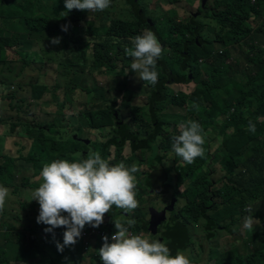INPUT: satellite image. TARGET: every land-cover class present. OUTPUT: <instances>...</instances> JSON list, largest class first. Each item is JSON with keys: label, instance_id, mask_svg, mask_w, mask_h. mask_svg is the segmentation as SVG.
Masks as SVG:
<instances>
[{"label": "rangeland", "instance_id": "obj_1", "mask_svg": "<svg viewBox=\"0 0 264 264\" xmlns=\"http://www.w3.org/2000/svg\"><path fill=\"white\" fill-rule=\"evenodd\" d=\"M11 2L12 0H7ZM238 0H139V8H143L148 17L151 28L159 29L163 33L173 32V40L178 39L177 32L186 27L191 22L201 23L204 26L202 35L205 39L213 41L207 45L213 49L208 57L209 62L217 65L220 68V73L217 75V80L211 76L195 72V82L188 84H177L171 82L164 89L166 91L165 100L151 106L149 101L154 87L147 82L139 80L136 73L130 69L133 58L129 57L125 49L129 47L133 37L122 36L120 43L112 49L111 55L113 58L111 68L98 67L100 62L95 59L97 45L101 43L95 35L87 34L84 21L74 22V37L70 45L64 47L60 41L59 44H52L51 38L47 40H36L35 38L21 41L19 46L8 49L7 57L10 63L0 64V80H4L10 84V88L2 87L8 91H15L18 95H28L31 80L38 73L37 70L44 69L49 65L48 78L43 76L38 77L39 84H46L52 93L47 92L44 98L49 96L46 101H50L47 106L43 105V99L31 106L33 112L42 114L44 111L51 113L55 119L52 123L54 134L56 135V145L52 140L46 144L49 145L48 158L43 160L52 162L55 159L72 160L74 154L82 153L87 155L89 150L98 151L102 158L107 159L111 165L123 162L126 166L135 164L139 171L135 174L137 180V200L138 207L130 212H125L123 209L113 206L109 213L104 216V222L115 230L113 219H119L125 222L128 218H134L136 223L132 227H141V217L151 220V206H157V209L162 210L167 207V218L159 227V233L153 235L149 239H159L167 242L171 254L174 256L176 252L172 247L173 240L166 238L165 232L167 226L173 221L179 220V213L185 198L186 193L190 195L192 205L198 211L199 198L196 186L200 181L196 175L189 182L182 185L180 191L184 195L183 198L176 196L174 192L170 197L169 206H163L161 199H157L158 192L148 184V179L152 182L155 177L151 175L152 165L147 162V155L142 150L134 151L127 142L122 148H119L116 143H108L111 139L117 138L120 140L116 129L115 122L101 123L96 122L98 117L108 110L111 114L119 115L121 121L130 125L131 130L135 131L138 139L141 142L153 141L157 148V153L152 156L151 161L156 164H161L170 169L171 166L182 167L186 162L178 157L172 149V137L179 134L177 125L184 121L195 120L201 125L205 143L203 145V157H197L194 161L197 163L198 171L208 168L206 173L211 180L209 192L211 197L207 204V214L214 215L223 208H229L235 201L242 200L243 205L238 208L235 225L223 222L217 236L208 238V232L204 229L203 220H199L200 216L192 221H181L189 226V232L186 233L187 250L183 251L190 259L191 264H236L243 260V264H260L264 262V130L261 134L254 137L251 141H236L233 146L236 147L239 154V166L230 170L226 166L235 163L234 153L224 149L221 141L225 137L226 131H233L238 127V122L233 118L234 108L231 112L223 114L220 109L225 102L233 103L237 97L232 89L220 88L215 96L222 95V99H229L224 102L217 100H209L208 105L201 101H193L189 97L193 91L199 86L201 81L212 86L220 81L231 79L235 84L245 85L249 81L251 73L248 56H253L260 50L264 51V37L257 36L253 41L242 42L233 45L230 48L228 56H221L224 50L220 43H215L211 35H221L230 29L227 12L237 3ZM55 1L45 3L48 9ZM132 5L129 0H111V6L104 11L86 12L85 18L90 20L100 13H109L108 23L114 20L126 21L134 18L131 14ZM252 8L260 11L259 18L255 17V12ZM244 12L250 14V23L252 25L251 33H255L260 25L264 22V3L259 0H249L244 6ZM213 15L215 17H213ZM220 21L226 22V28L222 31ZM97 23V22H96ZM0 26L8 27V20H0ZM156 26V27H154ZM152 30V29H143ZM59 37L54 36L52 38ZM80 41L88 44L83 56L78 53L80 50ZM173 59L176 64L170 66V70L175 73L184 74L181 69L180 56L172 57L166 52L162 59ZM25 60V61H24ZM188 73L185 71V75ZM34 74V75H30ZM62 78L56 80L55 77ZM37 80V79H36ZM36 80L34 82H36ZM56 81V82H55ZM60 82L59 88H54ZM29 85V86H28ZM12 87V88H11ZM170 89L173 91H170ZM0 91H2L0 89ZM184 91L187 97L180 104L176 100L180 96V92ZM13 92V93H15ZM0 97H2L0 95ZM3 100V97H2ZM8 105V100H6ZM214 105L217 111L209 116H201V113L208 106ZM140 109V111L138 110ZM155 109L158 111V121L155 120ZM11 112L8 109V113ZM100 112V114H98ZM247 113H245V116ZM155 121H154V120ZM262 119V117L260 118ZM60 127V130H58ZM7 128V127H6ZM5 128V129H6ZM160 131L158 132V130ZM156 130L155 132H153ZM1 132V129H0ZM35 141L34 139H32ZM32 141L25 139L21 141L17 149H21L23 153H27L29 145ZM152 144V143H151ZM168 145V150L164 152L165 146ZM10 148H13L10 146ZM19 153V152H15ZM52 159V160H51ZM43 164V163H42ZM32 163L26 164V172L28 176L32 175ZM171 170V169H170ZM177 176V172H173ZM243 173L245 175H243ZM38 174V173H36ZM243 178V179H242ZM242 179L241 184H236V181ZM38 182L35 186L38 188L42 183L40 173ZM19 185L22 186V183ZM18 185V186H19ZM235 185L236 192L229 203L223 202V195L218 190H223L226 186ZM8 188V187H7ZM9 189V188H8ZM31 188L20 192L15 189L14 195L20 197L33 198ZM9 194L6 198L5 208L11 213L13 203L17 201V197ZM19 203V202H18ZM251 207V214L258 219L257 226L254 231L243 228V217L248 213L244 212L246 207ZM25 208L34 209L31 204L25 202ZM39 210V207H38ZM18 214V213H17ZM15 213L8 214L9 216L17 217ZM20 218H22L20 216ZM7 219V217H6ZM2 219L0 225L4 228L0 232V256L2 262L7 263L6 254L7 246L5 244L9 239L16 238L18 230L24 234L23 240H28L24 244L16 241V257L21 254L26 259L21 258L17 264H50L48 253L56 247V242L60 240V233L63 227L54 229L53 233H46L44 229L47 225H42L38 228L31 219V227L33 233L30 234L24 226L18 224L17 221ZM7 222L8 227L5 225ZM9 222H13L14 226ZM179 222V223H181ZM179 223H172L171 230L179 231ZM12 225L13 228H9ZM191 225H194L192 228ZM88 225L85 226L87 228ZM84 228V229H85ZM65 229V228H63ZM129 229H132L131 227ZM150 229V226H149ZM138 233L143 230L132 229ZM30 234V235H29ZM165 236V239L162 236ZM63 242H61L62 244ZM97 237L93 239L90 246L82 247L76 254H72L69 260L63 261L60 264H102L99 259L98 250L102 246ZM5 245V246H4ZM50 247H49V246Z\"/></svg>", "mask_w": 264, "mask_h": 264}, {"label": "trees", "instance_id": "obj_2", "mask_svg": "<svg viewBox=\"0 0 264 264\" xmlns=\"http://www.w3.org/2000/svg\"><path fill=\"white\" fill-rule=\"evenodd\" d=\"M53 1L55 2L51 6V9H48V6H46L45 3ZM248 2L249 0H238L232 9L227 12L228 21H232L228 32L221 33V35H211V37L215 40V43H220L224 49L221 52V56H228L231 51L230 48L233 45L240 44L242 42L253 41L257 36L264 37V22L262 25H260L255 33H251L250 29H252V25L250 23V14L244 12V6H246ZM259 2L264 3V0H259ZM129 3L133 7L131 14L134 16V18L126 21L114 20L113 22L108 23V12L97 14L92 19L88 20L85 18L86 11L75 9L68 11L65 8L64 0H12L11 2H8L7 0H0V20H8V27L5 28L0 26V64L4 65L8 63V49L15 48L19 46L21 41L31 38H35L36 40H47L54 36H59L61 38L62 45L68 49V46L70 45V42L73 41L74 37L73 23L84 21L87 23V34L89 36L95 35V37H97L99 40H102L101 43L97 45V48H95V59L100 62V66L98 67H106L107 69L111 68L113 58L110 53L112 49L116 50V44L120 43L119 48L122 46V42L119 41L118 38L121 39L122 36L135 37L136 35L142 34L143 29H152L151 31L155 33L159 42H164L166 48L169 49L168 54L170 56H180L181 60L178 62L181 63L180 67L184 70L183 75L170 70V66L177 63L173 59L165 58L163 60L161 56L158 59L156 65L158 83L154 86L152 85L154 87V91L152 92L149 99V101L151 100V106H155L157 103H161V101L165 100L166 91L164 89L170 83V79H172L171 82L177 84H188L191 82L197 83L195 81V72L200 74L204 72L205 74L211 76L212 79L217 80V75L220 73V68L208 60V57L212 53L213 49H210L207 45L213 43V41L207 40L203 37L202 32L204 26L201 23L191 22L186 27L177 32L178 39L174 41L172 38L174 34L173 32L163 33L159 29L150 27L149 20L144 12V9L139 8V0H129ZM252 10L255 12V17L259 18L258 16L260 15V11L256 8H252ZM213 17L215 16L213 15ZM219 23L222 25L221 28L223 31L227 24L225 21H220ZM62 26H67L68 30L62 31ZM128 44V48H130L131 43ZM87 47L88 44L80 41V50H78V53L81 54V57L83 56ZM165 53L166 52H163V54ZM248 60L251 73L253 75L249 77L247 84H235L233 80L227 79L212 86L208 83H205L204 81H201L199 86L189 96L193 101L199 100L206 105H208L209 100H217L218 102L229 100L227 98L222 99V95L215 96L220 88L232 89L237 96L234 100H231L233 103L225 102L220 109L223 114H227L231 112V108L233 107V118L239 123L238 127L233 131H226L224 133L225 137L220 143H223L224 146V149L222 150L223 153H225L227 150H230L234 153L235 163L232 165L231 163L227 165L226 169L228 170L239 166V163H237L239 160V154L237 153L236 147L233 146V143L243 140L251 141L264 130V51L260 50L253 56H248ZM185 71L188 72L186 75ZM61 79L62 78H59V80ZM147 83L150 84L149 82ZM3 84L8 88L11 86L4 80H0V87H2ZM54 86L55 89L59 88L60 82ZM170 91L173 94L171 89ZM43 92L44 95L47 92L52 93L46 84L33 85L31 93L38 97L32 98L35 100L42 98L39 96H41ZM180 96L183 97H177L175 99L179 100V103L182 104L184 98L187 97V94L184 91H181ZM7 97L10 100L8 103L12 113L6 114L4 120L0 119V183L4 182L9 184L10 179H14V173L18 168V165H15L13 161L16 158H19L24 160L26 163H32V175L27 176L26 180L28 182H32V184L35 186V183L38 182L39 173L41 172L43 166L48 163L43 159H50L48 157L49 145L46 143L49 140H52L53 144L56 145V135H59L60 132L58 131L56 134H54L52 123L55 122V118L53 115L51 117L44 118L46 127H44L41 123L36 122L34 119L26 118V108H23L21 115L17 119L15 109L19 108L20 104L14 103L12 101L17 99L14 97L13 92H7ZM48 97H50V95L43 99L44 106H47V104L50 103L49 100L46 101ZM138 110L140 111V109ZM216 111L217 107L211 105L199 114L201 116H209L211 119V115ZM245 113H247L246 116ZM98 114H100V112H98ZM157 114L158 111L155 109V120L159 122ZM118 116L111 114V112L106 110L98 117L96 122L101 123L102 125H104L103 123L107 122H115V125L117 126L116 132L120 140L114 138L108 143H116L119 148H122L128 142L134 151L142 150L147 155V162H151L152 165L151 175L155 177L153 182L151 178L148 179V184L150 187H153L155 190H160L161 182L163 180L165 182L168 179L170 172H177L176 180L178 185L174 192L176 193L177 197L183 198L184 195L180 191L181 186L185 185L186 182L188 183L189 180L195 175L197 177L195 181H200V183L196 186L200 202L198 211L194 209L190 195L186 193L187 198H185V202L183 203L178 215L179 220L173 221L172 223L192 221L193 219H196L197 216H200L199 220H203L204 229L208 232L207 237L211 239L217 236L218 231L222 228L221 224L223 222H228L232 225L237 223L235 222L236 215L238 214V208L243 205L242 200L233 202L231 204L232 206L229 208L225 207L214 215L207 214V204L209 203V199L211 197V193L209 192L211 186V181L209 180L211 179L206 173L208 168L198 171V165L194 161L191 164L185 163L182 167L173 165L170 167L171 170L164 169L165 166L151 161L152 156L157 153V148L153 144L154 142H141L138 139L136 132L131 130L130 125L123 123L120 117L118 118ZM261 117L262 119H260ZM196 120L197 119L194 121ZM249 121L255 124V131L249 130ZM58 130H60V127ZM155 131L156 130L153 132ZM159 131L160 129L158 132ZM25 139H28L29 142L32 141L31 145H29V150L27 153H23V151H20L21 149H17L21 141L23 142ZM10 146L13 148H10ZM168 147V145L165 146L164 152L168 150ZM8 168L13 172L12 176H10ZM243 175L245 174L243 173ZM242 179L236 181V184L240 185ZM27 181H25L24 184H27ZM217 192L223 195V202L229 203L236 192V186L229 185L223 190L216 191V193ZM36 203V200L31 203V205L35 207L34 209H26L24 203L13 206L14 210L12 212H16V214L20 212L22 214V218H20V216L17 214L20 219L13 216L8 217V214L13 213L4 207V210L0 212V222L2 219H6V217L7 221L9 219L15 220L17 222L21 220V226H24V228L29 231L30 234L33 233V227H31V223H29V221L31 219L35 221L34 223L37 227L36 219L38 214L35 213L37 209ZM140 220L142 222V226L133 228L136 230L149 231L148 219L141 217ZM9 223L14 226L13 222ZM172 223H170L167 226L166 231H164L166 238L173 240L172 247L175 251L181 249L180 245L182 244L183 251H186V233L189 232V226H187V224L184 222H181L179 223V231L173 232L171 230ZM5 225L8 227L7 222ZM12 225H9V228H13ZM42 225V223H38V228ZM191 226L192 228L194 227V225ZM3 230L4 228H2L0 225V232ZM64 231L65 229L62 228L61 233ZM23 237L24 234L18 230L16 233V238L9 239L5 243L7 244L11 241L13 242L12 247L7 246V253H14V243L17 241L18 244H21ZM162 238L165 239V236L163 235ZM28 240L25 241L24 238V244L27 243ZM58 241L61 243L63 242V239ZM51 248H53V251L48 253V260L50 261V264H60L63 261L69 260L71 255L74 254L71 246L65 247L63 252L58 251L57 247L52 246ZM1 249L2 248L0 247V250ZM0 264H4L2 262L1 256ZM236 264H243V260H240ZM260 264H264V262L262 261Z\"/></svg>", "mask_w": 264, "mask_h": 264}, {"label": "clouds", "instance_id": "obj_3", "mask_svg": "<svg viewBox=\"0 0 264 264\" xmlns=\"http://www.w3.org/2000/svg\"><path fill=\"white\" fill-rule=\"evenodd\" d=\"M64 4L68 11L75 9L97 12L108 9L111 6V0H64ZM67 30V26H62V31ZM60 41V37H55L51 38L50 42L59 44ZM168 50L164 42H159L153 31L145 30L131 39V47L126 48L125 52L133 58L130 69L136 73L137 78L154 86L158 83L157 61L160 56L163 57V52H168ZM37 71L40 73L34 78H29L31 87L28 85V95H18L15 91L10 92H15L14 97L17 98L12 101L20 104V107L15 109L17 119L23 108H26V118L34 119L46 127L44 118L51 117L52 114L47 111L37 114L31 109L33 104L44 98V92L39 96L42 98L37 100L32 97L38 96L31 92L33 85L40 83L38 77L48 78L50 76L49 65ZM55 79L59 80V77ZM0 89L2 90L0 95L3 97V100L0 97V119L4 120L8 109L11 111L9 103L6 105V100L10 101L7 97L9 91L4 87ZM177 127L179 134L172 137V149L176 155L188 164L194 162L197 157H203L205 138L201 125L197 121L188 120L180 122ZM249 130L255 131V124L251 121H249ZM13 163L18 165L14 179H10L9 184L0 183V212L4 210L9 190L12 195L16 188L20 192L29 188L34 190L33 198L14 195L17 201L13 205L25 204V202L31 204L36 200L37 223L48 226L44 229L46 233H53L54 236V229L65 228V231L60 233L63 243L56 242L58 251L63 252L65 247L71 246L73 253L76 254L82 247L90 246L96 236L100 242H103L98 250L102 264H191L189 257L183 251L178 250L173 256L167 242L149 239L155 235L151 229L140 233L133 231L132 226L136 223L134 218H128L125 222L113 219L115 230L104 222L105 214L109 213L113 206L125 212L138 207L135 174L139 168L135 164L126 166L125 163L120 162L111 165L107 159L102 158L98 151L93 150H89L86 156L76 153L71 161L55 159L46 163L40 172L42 183L37 188L32 182L26 180L27 163L19 158H16ZM9 173L12 176L13 172L10 169ZM25 181L28 183L24 184ZM162 182L164 194L170 199L178 185L176 175L170 172L168 179ZM20 183L22 186L19 185ZM150 207L157 209V206L150 205ZM244 212L248 214L243 217V228L254 231V226H257L259 220L251 214L250 206L246 207ZM86 225H88L87 228H85ZM130 227L132 229H129ZM107 228H109L108 235H104L102 240L99 239L98 236Z\"/></svg>", "mask_w": 264, "mask_h": 264}, {"label": "water", "instance_id": "obj_4", "mask_svg": "<svg viewBox=\"0 0 264 264\" xmlns=\"http://www.w3.org/2000/svg\"><path fill=\"white\" fill-rule=\"evenodd\" d=\"M167 209H169V207L162 210H158L154 207L151 209V220L149 221V226L154 234H157L159 225L166 220Z\"/></svg>", "mask_w": 264, "mask_h": 264}, {"label": "crops", "instance_id": "obj_5", "mask_svg": "<svg viewBox=\"0 0 264 264\" xmlns=\"http://www.w3.org/2000/svg\"><path fill=\"white\" fill-rule=\"evenodd\" d=\"M13 213H15V212H13ZM19 214V216H22V214L19 212L18 213ZM23 217V216H22ZM18 219H20L19 217H18ZM20 221L21 220H19V222H18V224L19 225H21L20 224ZM26 221V220H25ZM27 222V221H26ZM35 222V221H34ZM12 244H13V242L12 243H10V245H9V247H12ZM7 245H8V243H7ZM16 243H14V245H13V250H14V253H7L6 254V257H7V259H6V261H7V264H17L19 261H21V258H23V259H26V257L24 258L23 256L21 257V254L19 255V256H17L16 257Z\"/></svg>", "mask_w": 264, "mask_h": 264}, {"label": "flooded vegetation", "instance_id": "obj_6", "mask_svg": "<svg viewBox=\"0 0 264 264\" xmlns=\"http://www.w3.org/2000/svg\"><path fill=\"white\" fill-rule=\"evenodd\" d=\"M165 169V168H164ZM159 197L157 199H161V202L165 205L163 206H169L170 199L166 198L164 194V189H163V182L160 184V190H157Z\"/></svg>", "mask_w": 264, "mask_h": 264}, {"label": "built area", "instance_id": "obj_7", "mask_svg": "<svg viewBox=\"0 0 264 264\" xmlns=\"http://www.w3.org/2000/svg\"><path fill=\"white\" fill-rule=\"evenodd\" d=\"M129 231L132 232L131 230H129ZM108 232H109V228H107L104 231H102L101 234L98 236V238L102 240V237L104 235H108Z\"/></svg>", "mask_w": 264, "mask_h": 264}]
</instances>
